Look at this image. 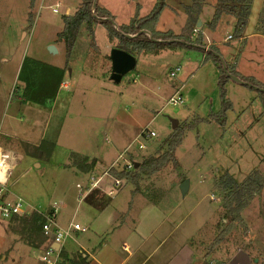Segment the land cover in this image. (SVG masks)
Returning a JSON list of instances; mask_svg holds the SVG:
<instances>
[{
    "label": "rangeland",
    "instance_id": "obj_1",
    "mask_svg": "<svg viewBox=\"0 0 264 264\" xmlns=\"http://www.w3.org/2000/svg\"><path fill=\"white\" fill-rule=\"evenodd\" d=\"M103 1L95 0L94 4L99 7ZM109 1L112 9L120 5V0ZM217 1L206 0L203 7V17L210 19L203 31L210 39H223L232 29L227 23L231 15L221 18L215 28L209 27ZM80 2L35 0L32 5L30 0H0V143L3 141L18 158L12 191L41 210L53 202L63 209L61 197L74 204V185L88 173L80 174V162L92 160L93 169L99 162L105 173L112 165L120 171L126 161L141 162L154 156L173 133L172 120L182 128L197 116L206 119L221 108L219 66L204 61L198 50L166 47L149 54L136 53L135 67L115 81L111 78L110 52L117 40L110 41L99 21L92 23V31L81 25L67 58L65 45L57 41V35L64 28L63 17L74 15ZM147 3L144 0L145 14ZM123 11L125 14L127 8ZM136 13L138 16V8ZM259 14L256 25L264 31V8ZM127 21L114 23L119 27ZM185 24L186 15L184 20L167 12L158 28L161 32L172 29L179 35ZM201 27L196 26V30ZM198 34L192 39H199ZM49 46H55L58 53L50 54ZM242 60L246 72L264 83V41L255 39L245 45ZM231 82L226 87V97L232 103L226 125L202 122L184 130L182 143L174 153L177 167L169 163L155 175L143 177L139 185H146L147 199L159 201L173 193L179 200L177 186L189 181L193 191L181 207L183 212L192 210L188 221H199L206 210L211 212V219L204 222L198 236L203 239L199 242L201 252L207 255L210 249L215 250L214 257L223 258L224 250H252L254 264H264V188L241 213L246 229L221 218L223 195L218 183L225 175L236 183L254 169L264 176L262 104L255 90ZM175 95L182 97L181 104L168 103ZM9 121L15 133L6 129ZM146 127L154 137L140 136ZM140 143L146 145L145 149H139ZM66 172L73 175H64ZM61 174L62 184L58 182ZM60 215L68 218L70 212L63 209ZM207 234L211 237L206 241ZM220 236L222 241L215 244ZM28 238L13 228L11 219H0V264H41L38 256L44 246ZM62 260L60 264H70L68 258Z\"/></svg>",
    "mask_w": 264,
    "mask_h": 264
},
{
    "label": "crops",
    "instance_id": "obj_2",
    "mask_svg": "<svg viewBox=\"0 0 264 264\" xmlns=\"http://www.w3.org/2000/svg\"><path fill=\"white\" fill-rule=\"evenodd\" d=\"M146 1L148 2L146 14L142 12L144 0H120V5L117 4L119 7L115 9H112V3L109 0H104L99 8L108 11L113 21L122 22L128 20L127 22L129 23L134 18L137 8L139 9L138 17L147 16L155 4V0ZM166 4L167 6L160 15L157 24V31H160L158 27L167 12L178 18L183 16L185 20L184 7L190 4V0H167ZM124 7L127 8V12L122 14ZM263 8L264 0L253 1L248 23L244 29L243 37L240 39L228 37L233 34L235 29L236 19L233 16L227 22L228 25L232 26V29L225 33L223 39L206 37L207 35L203 29L205 25L208 26L210 19L203 17V8L200 13V27H202L192 32L191 37L193 38L195 34L200 33L204 47L208 48V50H213L212 47L217 49V54L223 59L224 64L235 65L236 71L241 76L251 77L256 80V77L246 72L245 63L242 59L245 45L255 39L264 41L263 30H259L256 25L258 15H260L259 13ZM224 17H227V15L222 16V19ZM122 24L127 25L126 22ZM168 31H172V29H168ZM197 47L192 49L202 50L199 47L203 46ZM219 47L224 48L221 50ZM202 51L204 58L206 51ZM229 85L228 83L226 87H229ZM262 85L264 86V83ZM8 128L10 132H16V129L14 130L10 126V121L9 126L8 124L6 126L7 130ZM2 144H4L3 141ZM92 162V160H88L87 164L84 161L78 164L77 168L80 174L88 172L86 177L79 183L86 188L88 177L94 176L96 179H100L98 187L94 188L82 202L78 201L76 185L79 183L74 185V189L77 191L74 196V204L61 197L63 209L69 210L70 215L68 218L60 215L58 223L65 225L74 222L86 228L85 232H76L74 234L75 242H66L63 245L61 251L62 259L64 257L68 258L70 264H254L255 257L252 250H224L221 253L223 258H215L212 253L215 250L211 251L210 249L207 255L201 252L199 242L202 243L203 239H201L202 237L198 239V236L204 222L207 223L211 219V212L209 209L206 210L205 215L201 216L199 221H188L192 210L183 212L181 207L184 199L193 191L190 185L185 197L179 196V200L172 193L170 198L154 201L150 198L147 199L146 185H139V181L142 183L143 178L138 181V186L123 181L125 185L123 183L116 194V198L110 199L108 192L113 188L112 176L104 172V167L99 162L95 164L93 169ZM64 175L73 174L66 172ZM64 175L58 176L60 177L58 179L60 184L63 183L61 178ZM108 176L111 179L110 181H106ZM181 183L177 187H180ZM62 194L67 197L63 190ZM210 237V234H207L206 241ZM124 248H127V250H124Z\"/></svg>",
    "mask_w": 264,
    "mask_h": 264
},
{
    "label": "trees",
    "instance_id": "obj_3",
    "mask_svg": "<svg viewBox=\"0 0 264 264\" xmlns=\"http://www.w3.org/2000/svg\"><path fill=\"white\" fill-rule=\"evenodd\" d=\"M206 0H191V5L184 7L186 15V24L183 31L177 35L172 31L160 32L156 30L160 15L167 6V0H156V3L149 15L139 18L137 13L135 17L127 24L115 27L114 21L110 13L94 4V0H81L80 7L72 16H64V28L58 33L57 41L63 42L65 45L66 57L69 58L74 43L79 33L81 25L86 24V28L92 31V23H99L105 28L110 41L117 40L116 48L127 52L134 56V54L144 53L149 54L166 47H187L195 48L191 45L203 46L201 34L198 38L192 39V32L196 30V26L200 20V13L205 5ZM254 0H218L215 6L213 19L209 23L210 28H215L220 19L224 15H231L236 19L235 29L231 38L240 39L243 37L244 29L248 23L252 4ZM35 0H30L33 5ZM263 28V26L261 25ZM147 31L152 36V39L146 34H140L141 31ZM264 32V31H263ZM197 36V37H198ZM131 37V38H128ZM190 44V46L184 45ZM205 53L204 61H212L219 66L218 90L221 98V108L217 113H212L208 118L203 119L196 117L191 123L184 124L182 128L176 127L168 139L161 144L154 156H148L141 162H134L138 164L133 170L116 171L111 170L110 175L118 180H123L138 186V181L143 177H151L162 170L166 165L172 163L177 167L175 159V151L182 143L184 130L193 129L195 125L202 122H218L220 126L224 127L227 122V112L232 110V103L226 97V86L229 83L227 72L238 77L241 81L253 84L264 89V86L258 83L254 78L241 76L237 71L235 65H227L225 63V70L221 66L218 57L213 53H218L217 49L213 48ZM197 50V49H196ZM201 51L203 54L202 50ZM60 83V81H59ZM54 84V83H53ZM60 85V84H59ZM53 87V86H52ZM250 90L252 88L245 86ZM259 100L262 104L264 115V93L256 91ZM42 102V101H41ZM42 104H47L42 102ZM51 103L48 104V106ZM85 164L87 161L84 162ZM94 162H92L93 164ZM220 192H222L223 199L220 204L222 209V222L227 221L234 224H241L245 227L242 218V212L253 201L264 188V176L259 170H252L241 183H236L230 175H225L218 183ZM13 228L20 230L22 236H28L30 242H38L39 245L46 246V238L42 234V224L44 218L42 215L33 212L29 217L13 218ZM246 229V227H245ZM28 233V234H27ZM223 233V232H222ZM222 233L220 235H222ZM222 241V236L215 240V244Z\"/></svg>",
    "mask_w": 264,
    "mask_h": 264
},
{
    "label": "built area",
    "instance_id": "obj_4",
    "mask_svg": "<svg viewBox=\"0 0 264 264\" xmlns=\"http://www.w3.org/2000/svg\"><path fill=\"white\" fill-rule=\"evenodd\" d=\"M59 4L53 8V12L57 13ZM180 67L176 69L178 72ZM174 74V73H172ZM172 105H178L182 103V97L179 95L173 96L169 102ZM0 132V137H1ZM140 136L143 138H151L155 136V133L149 131L146 127L140 132ZM146 145L139 144V149H145ZM121 159V157H120ZM17 156L13 152L7 149L2 143H0V219L10 220L13 218H25L29 217L33 212L42 215L44 223L42 224V234L46 238V246L39 250L38 261L41 264H60L61 263V251L63 245L66 242H75L74 234L76 232H85L86 228L82 227L78 223L70 222L68 224L60 225L58 223V217L62 210L61 204L50 203L49 208L41 210L37 207L30 206L21 196L16 195L12 191L11 180L13 175V169L17 164ZM134 162L126 161L121 170H133ZM117 168L112 165L108 169V172ZM108 172L106 174L110 175ZM204 179L200 180L203 182ZM100 179H96L94 176H90L87 181V187L84 188L81 184H77L78 201L82 202L94 188L98 187ZM123 180L113 178V188L108 192L110 199H115L117 192L121 189ZM127 250V248H124Z\"/></svg>",
    "mask_w": 264,
    "mask_h": 264
},
{
    "label": "water",
    "instance_id": "obj_5",
    "mask_svg": "<svg viewBox=\"0 0 264 264\" xmlns=\"http://www.w3.org/2000/svg\"><path fill=\"white\" fill-rule=\"evenodd\" d=\"M114 25H115V23H114ZM200 25H201V22L199 21L197 26H200ZM115 27H116V25H115ZM140 34H146L152 39V36L150 35V33L145 31V30L141 31ZM128 38H131V37H128ZM183 44L187 45V46H190V44H187V43H184V42H183ZM191 46H194V45H191ZM196 48H198V47L196 46ZM199 48L202 49V50H205L206 52L210 51V50H208V48H205V47H199ZM48 52L50 54H57L58 50H57V48L55 46H49L48 47ZM213 54H214V56L219 58L221 63H223L222 66H223V69L225 70V64H224L223 59L217 53H213ZM110 61H111V66H112V76H111V78L113 80H115V81H119L121 79L122 75H124L129 70L133 69L135 67V65H136V61H135L134 56L128 54L127 52H125L123 50L117 49V48H114V49L111 50V52H110ZM227 76L229 77V80L232 81V82L241 84L243 86H248V87L252 88L255 91H259V92H263L264 93V89L263 88L255 86L253 84L246 83L244 81H241L238 77H236L234 75H231L228 72H227ZM177 124H178V121L172 120V127L174 129L176 128ZM137 165L138 164H135V167H137ZM37 167H39L38 164H37ZM188 187H189V181L185 180L184 182L181 183L179 189H180V193H181L182 197H185L186 193L188 192Z\"/></svg>",
    "mask_w": 264,
    "mask_h": 264
}]
</instances>
